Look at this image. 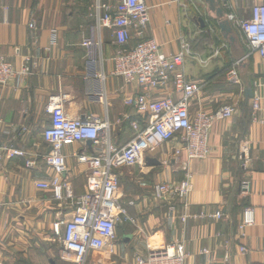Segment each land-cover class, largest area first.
I'll list each match as a JSON object with an SVG mask.
<instances>
[{"label": "crops", "instance_id": "crops-1", "mask_svg": "<svg viewBox=\"0 0 264 264\" xmlns=\"http://www.w3.org/2000/svg\"><path fill=\"white\" fill-rule=\"evenodd\" d=\"M260 1L218 0L222 20L232 29L227 38L206 0H145L151 7L145 35L138 38L133 30L131 41L119 47L114 29L101 26L107 12L114 16L117 0H0V56L32 70L21 81L0 86V145L26 153L5 159L0 168V264H73L62 259L54 227L78 213L76 198L68 199L64 190L58 200L53 190L38 187L57 177L46 163L48 107L62 100L70 118L100 119L115 147H125L135 135L132 122L145 128L149 117L127 104L142 89L113 75L114 58L121 48L130 51L143 40L156 41L167 56L184 53L187 76L203 85L191 103L192 115L226 106L236 112L215 122L213 152L206 159L188 161L185 151L177 155L183 146L174 139L146 155L143 165L117 171L120 201L133 222L122 216L114 251H93L86 264H130L172 244L185 246L186 264H264V62L228 18L250 19ZM89 41L93 45L86 46ZM233 67L241 85L228 82ZM168 95L179 97L171 84L155 94ZM256 97L261 99L257 112ZM63 154L62 182L74 197L85 195L89 169L78 156H94L93 142L66 145ZM187 173L195 185L188 210L178 199L154 197L156 184L180 183ZM247 210L254 212L255 224L241 230Z\"/></svg>", "mask_w": 264, "mask_h": 264}, {"label": "built area", "instance_id": "built-area-1", "mask_svg": "<svg viewBox=\"0 0 264 264\" xmlns=\"http://www.w3.org/2000/svg\"><path fill=\"white\" fill-rule=\"evenodd\" d=\"M106 10L109 7L103 6ZM150 11L145 0H117L115 14L109 12L101 19V26L114 29L119 47L127 45L134 30L138 38H143L150 23ZM250 19H240L235 14L228 18L244 34L253 53H257L264 62V0L254 5ZM34 24L31 28H34ZM55 44V37L52 41ZM91 46V41L85 43ZM184 53L165 55L161 45L154 40H143L135 48L127 51L120 49L114 58L113 75L123 78L127 84H137L142 93L128 99V105H134L141 116H148L149 123L141 128L140 121H133L135 135L123 148L117 149L111 142L109 126L98 118L86 120L70 118L62 100L52 101L48 107L51 114V126L44 132V139L51 146L46 156V163L57 174L50 182L40 183L38 187L53 190L56 199H64V190L68 199L76 198L78 213L69 221L55 224L54 231L61 237V256L73 264H86L93 251H114L117 225L122 221L133 220L120 201V182L117 171L123 167L143 165L146 155L158 153L174 139H179L187 153L188 161L206 159L212 155L210 133L217 121L231 119L236 112L235 107L226 106L219 111L208 114L199 112L192 115L191 103L199 97L203 85L192 81L185 71ZM32 74L31 67L24 65L17 68L14 64L0 56V86H8ZM228 82L241 85L237 67L227 73ZM169 84L173 85L177 99L173 95L160 96ZM260 98L253 101V109L260 110ZM1 122V121H0ZM93 142L96 148L94 156H78L89 169L87 192L74 197L69 186L62 182L66 171V157L63 147L77 142ZM25 152L13 147L0 145V168L5 159L25 156ZM195 188L191 173L186 174L180 183H158L154 187V197L160 201H183L188 210L189 197ZM176 211L173 205L170 209ZM221 213L215 217L220 218ZM188 215L185 213L182 221ZM255 216L252 210L244 213L241 230L252 227ZM62 227L64 231L62 233ZM245 234L243 233L242 236ZM244 252L245 249L243 248ZM187 254L183 244L165 246L152 252L147 259L139 257L130 264H186Z\"/></svg>", "mask_w": 264, "mask_h": 264}, {"label": "water", "instance_id": "water-1", "mask_svg": "<svg viewBox=\"0 0 264 264\" xmlns=\"http://www.w3.org/2000/svg\"><path fill=\"white\" fill-rule=\"evenodd\" d=\"M206 2L208 3V5L210 6L211 11H213L214 13H216L217 17L220 19V28L221 30L224 32L225 37L228 38L229 33H231L232 29L230 26V23L228 21H223V17H224V12L223 10L219 7L218 4V0H206ZM232 39V38H231ZM247 92H249V95L252 96V91L248 90ZM149 162H155L157 164H160L158 161L156 160H149Z\"/></svg>", "mask_w": 264, "mask_h": 264}]
</instances>
